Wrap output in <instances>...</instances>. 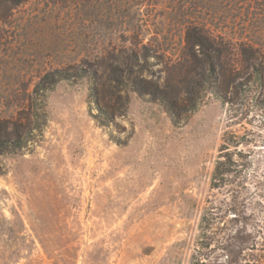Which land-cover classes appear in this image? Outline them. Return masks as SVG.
<instances>
[{
  "label": "rangeland",
  "instance_id": "1",
  "mask_svg": "<svg viewBox=\"0 0 264 264\" xmlns=\"http://www.w3.org/2000/svg\"><path fill=\"white\" fill-rule=\"evenodd\" d=\"M14 3L0 0V264H264V0ZM195 27L222 37L216 74L189 56ZM112 63L138 92L105 77L35 93L56 69ZM221 157L236 164L214 180Z\"/></svg>",
  "mask_w": 264,
  "mask_h": 264
},
{
  "label": "trees",
  "instance_id": "2",
  "mask_svg": "<svg viewBox=\"0 0 264 264\" xmlns=\"http://www.w3.org/2000/svg\"><path fill=\"white\" fill-rule=\"evenodd\" d=\"M15 1V5L21 4L23 2H26L28 0H13ZM259 16L256 15V18H258ZM189 30H190V26H189ZM194 32H200V37H198L197 39H195L196 41L192 42V44H190V53L189 56L190 58H197V56H204V57H208L210 58V70L213 74H216V69H215V65L220 66L221 63V45L219 42H217L218 38L222 39V37L219 36H212L211 34L208 35H204L203 32H205V29H197V27L193 28ZM214 38V39H212ZM235 41L237 39H234ZM240 44H238L237 42H235V44L233 43L232 48L233 49H237L240 48L242 50H256L259 52L260 47H256L252 41L245 39V38H240ZM213 43V44H211ZM197 47V50L195 52V48ZM212 49L213 54H210V51ZM197 53L199 55H197ZM214 56V57H213ZM148 57V55L146 56V58ZM217 59V63H215L214 60ZM132 62L135 66L138 67H143V65L141 64L140 61V56L134 54L133 58H132ZM105 71L102 73L98 70L94 71L93 73H89L87 70L85 69H75L73 72L70 71H66V70H60V69H56L53 72H49L47 73L42 79L41 81L37 84V86L35 87V93L40 95L41 97L45 96V93L48 92L49 90L53 89V87L60 81H64V80H70L71 78H87V79H91L93 81V85H94V90L97 91L98 90V85L99 82L102 81L103 78L108 77V78H113L112 80L115 82L116 84V88L120 89L123 88L125 90L128 91H132V92H138L137 88H138V84L143 82V81H138V79H133L131 80V75L133 73V69H131V67H127L128 70V77L126 79H124L122 76L121 77H113L115 76V74L117 73L118 70H121L119 67H117L116 65L109 64L105 67L104 69ZM123 72V71H122ZM183 70H181L180 73H182ZM192 73H193V69H191V67H187V70L185 73H183L182 75L178 76L177 78V82L178 83H182L184 81V77H186L185 80H187L188 78L192 77ZM130 80H131V89H130ZM157 91L152 93V99L155 101H159L162 106L166 109V112L168 113V115L170 116V118L173 120V122L176 123H180V121L182 120L181 116H182V104H181V99L179 98H169L167 93H166V89L164 88H160V87H156ZM127 102V100H126ZM100 105V103H98ZM108 102H105V107H109ZM193 107L189 110V111H193L197 108V105H195V103H193ZM98 105V110L99 112L104 115L106 114L105 111L103 110L102 107H100ZM228 148L222 149L226 150ZM223 157H221V159L218 161L217 164V168L214 174V180L218 179L219 177L225 176L228 173L232 172L231 168L233 165H235L236 163H234L232 161L231 158H228L226 161L222 160ZM220 185H217V183H215L214 188H219ZM208 221V218L205 216L203 218V224L205 222ZM219 223V222H218ZM217 223V224H218ZM202 224V225H203ZM219 225V224H218ZM207 228V227H206ZM260 229L263 231L264 230V222L263 225L260 226ZM239 243H237V246L241 249L244 246H247L249 243L254 242L255 240H253V238L249 239L248 236H242V237H237ZM233 240V237H232ZM239 244V245H238ZM44 246V245H43ZM254 246V245H253ZM45 247V246H44ZM46 252H49L48 249L45 248ZM224 251L227 252L228 256H230V254H233V247L232 245H230V247L228 248H224ZM49 255L50 258V254L47 253ZM201 257H198L196 255L192 256V263L191 264H204L202 259H200ZM51 259V258H50Z\"/></svg>",
  "mask_w": 264,
  "mask_h": 264
}]
</instances>
